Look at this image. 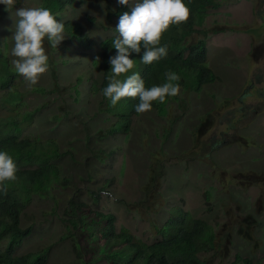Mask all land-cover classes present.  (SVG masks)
I'll list each match as a JSON object with an SVG mask.
<instances>
[{
    "label": "rangeland",
    "instance_id": "1",
    "mask_svg": "<svg viewBox=\"0 0 264 264\" xmlns=\"http://www.w3.org/2000/svg\"><path fill=\"white\" fill-rule=\"evenodd\" d=\"M216 2L189 37L190 42L205 40L206 65L215 82L198 92L180 90L164 113H132L127 134L107 132L116 106L89 91L90 78L99 82L102 74L91 64L101 53L98 44L118 36L112 16L118 0H73L53 13L63 23L77 22L94 44L86 49L66 32L58 48L45 40L49 71L34 86L14 69L12 35L15 8L43 5L17 0L9 12L0 4V51L17 73L13 84L21 99L10 111L1 104L0 89V120L19 122L18 114L32 113L28 123L20 124V138L52 140L61 153L59 182L44 198L34 195L22 211L21 226H30V234L16 254L47 248L52 264H81L75 239L66 237L63 208L75 191L72 196L86 209L114 214L117 229L124 227L147 243L158 240L155 227L182 201L184 210L206 221L215 235L213 248L198 254L202 264H231L235 254L264 264V96H259L264 91V0ZM160 161L162 176L148 189L152 200L147 199L149 175ZM105 181L112 182L109 191H98Z\"/></svg>",
    "mask_w": 264,
    "mask_h": 264
},
{
    "label": "trees",
    "instance_id": "2",
    "mask_svg": "<svg viewBox=\"0 0 264 264\" xmlns=\"http://www.w3.org/2000/svg\"><path fill=\"white\" fill-rule=\"evenodd\" d=\"M72 1L40 0L43 7L48 8L52 13L62 11ZM183 3L190 10V18L186 23L172 25L164 33L160 46H167L166 57L145 65L140 62L145 51L143 48L139 54L133 52L130 55L131 59L136 60V67L127 75L138 72L144 80L146 89L162 86L168 82L166 74L169 71L180 76V80L175 83H179L180 90L185 93L198 92L204 85L212 84L216 80V76L206 65L205 40L199 38L190 42L189 37L196 32L197 26H202L208 11L217 8L219 4L216 0H183ZM107 4L105 9L108 11ZM129 10L127 6L119 3L114 7L112 16L116 17L117 24L119 17ZM87 20L95 23L93 18L87 17ZM64 25L65 32L72 39L77 40L79 45L86 49L93 46L94 43L82 32L77 22L67 21ZM201 31L203 32L198 30L202 36L206 35L204 29ZM116 37L111 36L101 41L98 44L101 53L93 55L91 60L92 66L100 67L102 74L99 82L90 78L89 91L92 94L100 93L107 105L110 100L103 95V89L108 84V76L111 75L109 58L116 54V49L112 48ZM16 75L10 69L8 57L0 51V89L5 95L1 104L9 105L10 111L15 106L12 104L21 100L14 89L13 82ZM119 79L123 81L126 76H121ZM73 91L79 95L76 85L73 86ZM261 95L264 96V91L259 96ZM173 99H178V95L166 98L165 103L153 102L152 109L157 113H164L166 104ZM138 103L139 98H122L116 107L112 108L116 120L107 132L112 134L120 131L127 134L129 117L132 113L138 114L136 111ZM18 116L21 118L19 122L11 119L0 120V151H6L19 169L17 180L6 182L8 191L0 192V264H52L48 260L47 248L21 255L16 254V248L30 234V226L25 228L21 226L22 211L34 195L44 198L53 183L61 179L62 170L56 163L61 153L52 140L41 141L30 136L20 138L23 129L20 124L28 123L33 114H18ZM160 162L155 163L152 174L149 175L145 189L147 199L152 200L148 189L153 190L162 176L164 167ZM62 182H67V179ZM109 183L111 182L105 181L99 190L107 189L109 186L106 185ZM72 192L74 195L75 191ZM75 199V196H70L63 208L68 228L66 237L70 235L75 239L74 251L76 257L80 258L81 264L86 262L88 264H202L203 262L198 259L199 252L213 248L215 235L212 227L202 219L193 218L182 205H175L169 210L163 223L155 227L158 240L147 243L136 238L124 227L117 229L113 214L88 210L86 204ZM92 200L97 201L94 197ZM84 249L86 262L81 256ZM231 264H252V260L235 254L234 262Z\"/></svg>",
    "mask_w": 264,
    "mask_h": 264
},
{
    "label": "clouds",
    "instance_id": "3",
    "mask_svg": "<svg viewBox=\"0 0 264 264\" xmlns=\"http://www.w3.org/2000/svg\"><path fill=\"white\" fill-rule=\"evenodd\" d=\"M118 2L128 6L130 10L119 17L115 28L118 36L114 39L112 48L116 49V54L109 58L111 75L107 78L108 84L103 89V95L110 100L112 104V106L108 104L110 107L116 106L122 98H139L137 113L150 112L153 102L165 103L166 98L180 94V84L175 83L180 80V76L169 71L166 74L168 82L146 89L144 80L138 72L127 75L136 67V60L131 59L130 55L133 52L139 54L143 48L145 51L140 62L145 65L166 57L167 46H160L164 33L172 25L186 23L190 18V10L183 0H118ZM0 4L5 5V10L10 12L17 4V0H0ZM15 13L18 19L14 21L15 30L12 35L14 46L11 55L15 57L12 64L29 86H34L49 71L45 40L51 47L58 48L67 38L65 25L46 7L23 6L15 8ZM121 76H126V79L121 81L119 79ZM18 170L13 158L6 151H0V192L8 191L6 182L16 181ZM98 191L108 192L109 188ZM179 205H182V202Z\"/></svg>",
    "mask_w": 264,
    "mask_h": 264
}]
</instances>
